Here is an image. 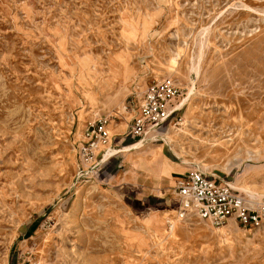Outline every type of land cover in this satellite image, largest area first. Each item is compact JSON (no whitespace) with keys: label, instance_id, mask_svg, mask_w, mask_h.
Wrapping results in <instances>:
<instances>
[{"label":"rangeland","instance_id":"1","mask_svg":"<svg viewBox=\"0 0 264 264\" xmlns=\"http://www.w3.org/2000/svg\"><path fill=\"white\" fill-rule=\"evenodd\" d=\"M166 78L175 117L134 137ZM194 168L264 204V0H0V264H264V215L178 219Z\"/></svg>","mask_w":264,"mask_h":264},{"label":"built area","instance_id":"2","mask_svg":"<svg viewBox=\"0 0 264 264\" xmlns=\"http://www.w3.org/2000/svg\"><path fill=\"white\" fill-rule=\"evenodd\" d=\"M180 96L181 89L171 78L149 87L138 113L131 120L132 135L145 137L149 132L158 131L175 117ZM108 125V118L101 117L86 129L87 141L79 153L92 168L103 163V149L111 139ZM174 188L176 216L180 220L199 219L214 227H221L230 220L243 228H256L262 223L264 204H251L229 183L198 168L190 169L178 178Z\"/></svg>","mask_w":264,"mask_h":264},{"label":"bare ground","instance_id":"3","mask_svg":"<svg viewBox=\"0 0 264 264\" xmlns=\"http://www.w3.org/2000/svg\"><path fill=\"white\" fill-rule=\"evenodd\" d=\"M183 105H184V103H182L181 106H183ZM181 106H180V107H181ZM140 146H141V143H140V144H136V145H134V148H135V149H138ZM113 152L118 153L117 151H113ZM107 155L110 156V155H111V151H109V152L107 153ZM230 185H231V184H230ZM233 187H234V186H233ZM236 189H237V188H236ZM238 190H242V191L246 192L247 194L250 193L251 198H252V199H256V198H255V194H254L250 189H248V188H244V187H240V188H238ZM250 203H254V202H250ZM178 219H179V218H178ZM179 220H180V219H179ZM180 221H185V220H180ZM200 221H202V220H200ZM202 222H203V221H202ZM229 222H230V221H228L227 223H229ZM227 223H226V224H227ZM226 224H224V225H226ZM224 225H223V226H224Z\"/></svg>","mask_w":264,"mask_h":264},{"label":"crops","instance_id":"4","mask_svg":"<svg viewBox=\"0 0 264 264\" xmlns=\"http://www.w3.org/2000/svg\"><path fill=\"white\" fill-rule=\"evenodd\" d=\"M123 128H124V127H119V128H118V130H119V131H120V130L122 131V130H123ZM114 136H115V135H114ZM147 136H148V135H147ZM147 136H145V137H147ZM183 174H185V173H183ZM183 174H181V175H180V177H181ZM180 177H177V179H176V181H175V185H176V182H177L178 178H180ZM166 179H167V178H164V179H163V181H162V183H161V185H160V189H162V188H163V186H164V184H165V181H166ZM150 183L152 184V182H151V181H150ZM175 185H174V186H175ZM152 188H153L154 190H156V188L153 186V184H152ZM156 191H157V190H156Z\"/></svg>","mask_w":264,"mask_h":264},{"label":"trees","instance_id":"5","mask_svg":"<svg viewBox=\"0 0 264 264\" xmlns=\"http://www.w3.org/2000/svg\"><path fill=\"white\" fill-rule=\"evenodd\" d=\"M32 228H34V227H32Z\"/></svg>","mask_w":264,"mask_h":264}]
</instances>
